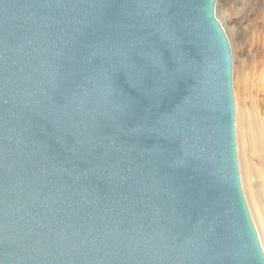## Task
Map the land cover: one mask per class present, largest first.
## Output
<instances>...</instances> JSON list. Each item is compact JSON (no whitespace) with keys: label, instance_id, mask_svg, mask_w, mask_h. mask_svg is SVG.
<instances>
[{"label":"water","instance_id":"95a60500","mask_svg":"<svg viewBox=\"0 0 264 264\" xmlns=\"http://www.w3.org/2000/svg\"><path fill=\"white\" fill-rule=\"evenodd\" d=\"M217 0H0V264H264Z\"/></svg>","mask_w":264,"mask_h":264},{"label":"rangeland","instance_id":"374dc122","mask_svg":"<svg viewBox=\"0 0 264 264\" xmlns=\"http://www.w3.org/2000/svg\"><path fill=\"white\" fill-rule=\"evenodd\" d=\"M228 1L229 9L227 11L229 13L227 12L228 14L223 15L224 13L220 12V9L218 10L217 7L218 5H216L215 14L221 21L222 26L225 29L224 32L227 35L231 47L232 60H235L234 62H232L234 108H236V96V98L238 99L237 102H241V109H243L242 125L237 128V122L235 121V136H241V129L243 141L242 144L244 145V148L246 150L247 162L250 165L249 168L251 170L252 184L254 187L256 186L255 189L260 194V197L262 198L264 203V82L262 81V79L258 80V82H256V84L252 86L250 94L245 90V92L241 90L240 96H237L236 93V86L241 85L239 84L241 76H244L246 74L259 75L261 70L264 68V64L262 65V63H264V0H234L236 1V3L233 0ZM257 2H263L262 11L255 12L254 8H249V6H254L256 8ZM243 17H249L250 20L246 21V19H244ZM251 25L253 26V28ZM231 27L232 32L231 30H228ZM236 27L239 28L236 29ZM234 32L236 34H234ZM256 36L258 38H256ZM255 46H257L258 48V52L257 55L254 56L255 58L252 59V53L256 50L254 48ZM242 50L243 52L241 53ZM237 58H239V60ZM235 64L239 65V67H237ZM238 69L240 71H238ZM240 89H242V86Z\"/></svg>","mask_w":264,"mask_h":264},{"label":"bare ground","instance_id":"6f19581e","mask_svg":"<svg viewBox=\"0 0 264 264\" xmlns=\"http://www.w3.org/2000/svg\"><path fill=\"white\" fill-rule=\"evenodd\" d=\"M218 1V0H217ZM216 1V5H218V10L220 9V12L224 13L223 15L228 14L229 12L227 11L229 9L228 6V0H219L218 2ZM232 1V0H231ZM234 1V0H233ZM252 1V0H251ZM236 3V1H234ZM238 2V1H237ZM230 4V3H229ZM233 4V2H232ZM246 4V3H245ZM256 5V4H255ZM262 5L263 2H257L256 8L253 6H249L250 9L255 10V12H259L262 11ZM239 6V5H238ZM240 7V6H239ZM235 9V8H234ZM232 9V10H234ZM237 9V8H236ZM245 9V8H244ZM217 10V11H218ZM231 10V9H230ZM246 10V9H245ZM249 10V9H248ZM250 11V10H249ZM228 12V13H227ZM241 12V11H240ZM251 13V12H250ZM249 13V14H250ZM253 13V12H252ZM237 14V13H236ZM243 14V13H242ZM230 15V14H229ZM244 15V14H243ZM259 15V14H258ZM252 16V15H251ZM262 16V15H261ZM233 18V17H232ZM231 18V19H232ZM244 18V17H243ZM260 18V17H259ZM246 19V21L250 20L249 17L244 18ZM242 19V20H244ZM254 19V18H253ZM230 20V19H229ZM235 20V19H234ZM236 22V21H234ZM233 22V23H234ZM241 22V21H240ZM252 22V20H251ZM242 25V24H241ZM258 25V24H257ZM240 26V25H238ZM248 26V24H247ZM252 26V25H251ZM259 27V26H258ZM239 27H236V29ZM244 28V27H243ZM253 28V26H252ZM235 29V28H234ZM250 29V28H249ZM229 31L231 30L232 32V27L228 29ZM236 31V30H235ZM244 32V31H242ZM247 32V31H246ZM245 32V33H246ZM256 32V31H254ZM231 34V33H230ZM234 34H236L234 32ZM239 34V33H238ZM256 35V34H254ZM232 36V35H231ZM238 37V36H237ZM241 37V36H240ZM242 38V37H241ZM240 38V39H241ZM256 38H258L256 36ZM235 40V39H234ZM258 40V39H256ZM255 40V41H256ZM232 41V40H230ZM258 45V44H257ZM255 51L252 53V59H254L257 55L258 52V48L257 46L254 47ZM260 48V47H259ZM262 48V46H261ZM233 49V48H232ZM237 50V49H236ZM253 51V50H252ZM237 52V51H235ZM243 52V50L241 51V53ZM261 52V51H260ZM239 53V52H238ZM240 54V53H239ZM245 54V53H244ZM235 56V55H233ZM260 58V57H259ZM239 60V58H237ZM261 59V58H260ZM235 61V60H234ZM232 60V62H234ZM238 63V62H237ZM233 64V63H232ZM264 63H262L263 65ZM236 65V64H235ZM234 65V66H235ZM237 67H239V65H236ZM236 67V69H237ZM240 69V68H239ZM238 69V71H240ZM233 73V72H232ZM262 79V81L264 82V68L261 70L259 75H249L246 74L244 76H241V80L240 83L241 85H237V96H240L241 90H245L246 92H248L249 94L251 93V88L254 84H256V82H258V80ZM238 82V81H237ZM242 86V89H240ZM264 86V85H263ZM258 87V86H257ZM244 91V92H245ZM237 98L235 96V104H236V108H235V121L237 122V128L240 127L242 125V115H243V109H241V102H237ZM263 108H264V104H263ZM261 119V118H259ZM240 135L241 136H237L236 137V146H237V157H238V164H239V173H240V180H241V185H242V189H243V193L245 196V200L247 202V206L249 209V212L251 214L253 223L255 225V228L257 230L261 245L263 247V251H264V203L262 198L260 197V194L258 193V191L255 189V187L252 184V180H251V170L249 168V164L247 162V154H246V150L244 148V145L242 144V132L240 129ZM253 177V176H252ZM257 184V183H256Z\"/></svg>","mask_w":264,"mask_h":264}]
</instances>
